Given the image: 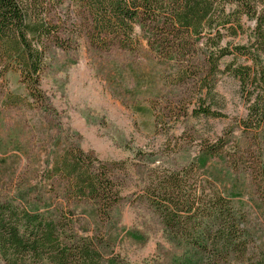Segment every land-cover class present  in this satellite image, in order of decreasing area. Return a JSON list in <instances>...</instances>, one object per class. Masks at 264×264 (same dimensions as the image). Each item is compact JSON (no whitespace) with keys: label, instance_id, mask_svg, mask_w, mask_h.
I'll return each mask as SVG.
<instances>
[{"label":"rangeland","instance_id":"374dc122","mask_svg":"<svg viewBox=\"0 0 264 264\" xmlns=\"http://www.w3.org/2000/svg\"><path fill=\"white\" fill-rule=\"evenodd\" d=\"M136 32L138 47L125 50L92 45L83 28L69 25L63 46L48 44L37 93L19 72L0 67V204L71 216L78 236L102 238L106 252L127 264H175L189 253L182 233L208 225L192 215L189 227L166 228L152 187L165 176L186 175L197 198L192 207L228 198L241 216L238 240L257 254L264 248V124L258 131L242 125L248 105L225 70L234 57L221 60L206 96L205 71L179 80L180 64L151 52ZM227 42L244 44L246 37ZM202 107L224 116L194 113ZM211 148L218 153L209 154ZM68 152L108 172L109 199L66 192L55 164Z\"/></svg>","mask_w":264,"mask_h":264},{"label":"trees","instance_id":"16d2710c","mask_svg":"<svg viewBox=\"0 0 264 264\" xmlns=\"http://www.w3.org/2000/svg\"><path fill=\"white\" fill-rule=\"evenodd\" d=\"M247 21L253 26L246 28ZM69 25L79 31L83 28L92 45H117L125 50L138 47L139 27L151 52L180 64L175 74L179 80L192 71H205L200 87H208L206 96L215 86L221 60L233 56L225 70L238 80L248 105L242 125L257 131L262 128L264 0H0L1 71L19 72L29 91L37 93L48 44L63 46ZM228 36H245L246 43L224 45ZM237 58L243 62L238 64ZM196 60L204 68L195 65ZM194 113L224 116L210 107ZM212 149L209 154L218 153ZM55 168L68 183L67 193L110 198L108 172L96 170L81 153L64 154ZM188 180L186 175L171 174L152 187L158 193L155 207L166 228L179 232L183 223L190 226L192 215L208 225L207 229L201 224L199 234L182 233L180 240L189 253L175 264H264V248L256 254L238 240L241 216L229 199L215 196L209 205L196 210L192 207L196 194L188 189ZM72 223V217L65 214L48 216L10 202L0 204V259L4 264H127L119 255L106 252L102 238L78 236ZM214 228L217 232L212 234Z\"/></svg>","mask_w":264,"mask_h":264}]
</instances>
